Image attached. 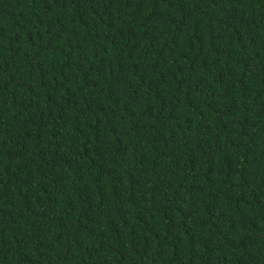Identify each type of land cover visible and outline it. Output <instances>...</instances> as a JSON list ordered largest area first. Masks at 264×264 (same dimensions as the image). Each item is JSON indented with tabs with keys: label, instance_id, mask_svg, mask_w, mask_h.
<instances>
[{
	"label": "trees",
	"instance_id": "16d2710c",
	"mask_svg": "<svg viewBox=\"0 0 264 264\" xmlns=\"http://www.w3.org/2000/svg\"><path fill=\"white\" fill-rule=\"evenodd\" d=\"M0 264H264V0H0Z\"/></svg>",
	"mask_w": 264,
	"mask_h": 264
}]
</instances>
